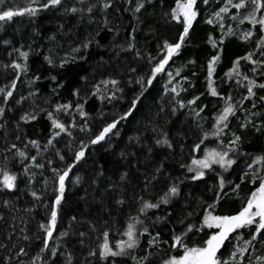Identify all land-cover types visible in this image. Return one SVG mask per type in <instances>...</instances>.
I'll return each mask as SVG.
<instances>
[{
  "label": "trees",
  "instance_id": "obj_1",
  "mask_svg": "<svg viewBox=\"0 0 264 264\" xmlns=\"http://www.w3.org/2000/svg\"><path fill=\"white\" fill-rule=\"evenodd\" d=\"M44 2L46 0H36L31 5L39 9L34 16L25 14L15 16L11 21H0V87L10 85L19 76L7 103L0 96V106L5 108L0 117V125H3L0 127V166H6L18 177L17 187L13 190L4 189L0 183V216L3 217L0 219V245L7 246L0 247V264H5L9 256L12 264H30L37 254L43 256L45 264H69V252L72 253L71 264H136L132 256L101 259L90 257L88 252L90 249L98 251L103 231L109 232L110 246L116 250L117 241L127 239L123 232L130 222L129 216L136 215L138 205L133 196L144 195L145 199L155 202L172 183L178 184L180 194L173 197L170 204L148 210L146 217L140 216L152 236L159 232V249L162 251L149 248L151 237L146 233L140 238L139 247L132 250V255L139 259L152 251L156 253L152 257L154 264H160L161 257L167 258L169 254L182 255V249L170 248L171 237L181 233L188 223L202 222V201L212 203L214 186L219 180L216 173L241 185L239 196L229 188L225 189L229 195L216 211V214H231L240 207L241 198H246L255 187L248 180L241 182L239 179L246 169L244 161L264 154V102L258 98L255 108L252 101H244L242 110L230 117V130L225 129L221 137L212 135L216 131L215 117L224 101L211 96L208 89L207 62L217 51L209 43V37L219 42L221 31L218 24L209 25L206 20L218 10L223 0L209 5L197 0L198 16L189 36L180 52L174 54L159 73H154L153 69L163 55V43L178 42L183 30L182 23L169 15L176 0H139L144 4L139 12L134 11L138 0H131L130 4L128 0H111V6L106 10L100 6L105 0H85L84 5L79 0H63L61 6L40 8ZM30 3L31 0H5L0 10L8 7L15 10L17 6L25 7ZM90 3L97 4L93 13L65 11L73 6L86 8ZM224 23L225 31L229 25L237 28L236 22L227 17ZM250 27L245 21L238 26V35ZM238 35L224 38L221 61L213 76L214 86L221 96L230 94L234 102L247 93L243 87L236 86L235 78L229 80L225 73L236 58L255 50L258 36L264 33H258L247 42ZM88 41L91 43L82 47ZM17 49L29 51L26 71L7 67L14 61L24 63ZM74 49L80 51L74 52ZM46 57L53 63L49 64ZM64 60L68 62L60 67ZM241 63L245 64L244 61ZM36 76L40 79L36 80ZM113 79L119 82L118 88L122 91H117L110 83H101ZM258 81L264 82V78L258 77ZM173 88L175 92L171 91ZM255 91L257 97L264 96V90ZM196 97L199 99L190 104L189 101ZM78 103L83 105L87 117L80 116ZM60 104L72 105L69 111L73 113L76 127L69 128L71 136L61 133L49 145L47 141L51 138L52 128L47 111H52L62 122H73L66 113L55 111ZM29 112H34L37 119L25 122L21 117ZM252 112L260 115L252 117ZM121 116L125 119L119 120ZM246 116L254 120L255 128L251 125L240 127ZM113 120H119L113 130L115 134H108L98 144H90L89 141ZM205 132L209 134L208 138L199 150L195 149ZM232 132L241 136L238 152L250 155L240 156L228 172L214 165L215 172L205 170L203 178L191 179L195 173L185 166L191 165L193 158L201 159L205 150L218 149L221 140L227 144ZM162 133H167L171 148L155 143L156 139L164 138ZM31 140H36L39 148L30 145ZM12 144L22 150L27 145L28 156H37V163H43L45 167L37 168L30 159L22 160L18 155L13 158L17 149L6 152ZM84 145H87L85 157L65 181L57 227L52 239L47 240L48 249L58 248L57 255L52 257L48 249L40 252L47 237L39 227L41 223H48L49 208L58 194L54 191L58 184H53L51 169H62L66 163H72L74 153ZM60 155L65 157L64 161L59 159ZM24 166L29 168L27 173L23 171ZM161 166V171L156 173ZM154 174L158 179H153ZM149 180L150 193H145L142 189ZM32 191H36L41 199L33 197ZM119 199L126 203L118 205ZM4 201H9L10 206ZM190 212L193 213L191 217L187 215ZM163 217L167 219H161ZM65 231L69 234L62 236ZM81 232L85 235L80 236ZM10 234L11 239L8 238ZM25 235L28 240L23 239ZM207 235V230L202 233L194 230L188 233L186 243L190 247L198 246ZM20 247L27 255L17 260L15 253ZM257 249V255L264 252L260 245ZM230 251L231 245L227 241L222 249L225 258Z\"/></svg>",
  "mask_w": 264,
  "mask_h": 264
},
{
  "label": "snow or ice",
  "instance_id": "obj_2",
  "mask_svg": "<svg viewBox=\"0 0 264 264\" xmlns=\"http://www.w3.org/2000/svg\"><path fill=\"white\" fill-rule=\"evenodd\" d=\"M203 5H209L210 2L216 3L219 0H201ZM36 3V0H31V3L25 7L17 6L14 10L12 7L0 10V21H11L15 16H23L25 14L36 15L39 10L36 7L31 6ZM63 0H46V2L40 4V8L48 9L49 7L61 6ZM81 5H84L85 0H79ZM128 3H131V0H128ZM5 0H0V5H4ZM197 0H176L175 7L172 8L169 15L171 18L177 22L182 23L183 30L179 36L178 42L169 43L165 41L162 45L163 55L160 57L156 63L153 72L159 73L164 70L165 65L168 64L169 60L172 59L174 54H178L181 50L182 45L185 43V38L189 36V30L192 28L193 22L198 16L197 10ZM103 9H108L111 6V0H105L100 5ZM144 7V4L137 2L134 11L139 12ZM97 8V4L90 3L85 7H70L65 8V11H70L71 13H93L94 9ZM235 10V11H233ZM236 22L237 28H233L229 25L225 31V18ZM83 18V17H81ZM247 21L251 27L239 33L238 35V26L242 25ZM206 23L209 25L218 24L221 31L220 41L217 42L211 36L209 37V43H211L213 49H217L215 54L211 55L210 59L207 62V76L206 80L208 82V89L210 95L213 97H219L224 101V106L220 112L215 117L216 122V131L212 133L213 136L221 137L224 134L225 129H229L230 117H235L237 111L242 110V105L244 101H252V107H256L255 99L258 98L261 102H264V96L257 97V92L255 90H264V82H259L258 77L264 78V35H259L256 40V48L254 51H249L246 55L236 58L232 66L225 73V77L229 80L235 78L236 86L243 87L246 90L247 95H241L240 99L234 102V97L232 95L221 96V93L217 90V87L214 86L213 76L216 72L217 65L221 61V53L223 52V43L224 38L228 36H237L238 38L247 42L251 41L253 37L257 36L258 33H264V0H223L222 5L218 10L212 12L211 17L206 20ZM5 43H8L5 41ZM91 41L83 44L82 47H87ZM19 56L23 58L24 63L14 61L11 67L14 70L26 71L27 70V59L29 57V51H21ZM74 52H79L80 49H74ZM259 58H256V57ZM49 64L53 63L51 58L46 57ZM242 61L245 62L242 65ZM67 60L61 62L60 67H63ZM179 73H177L178 75ZM171 76V73H169ZM19 79V76L16 77ZM16 79L11 81L10 85L5 87H0V96H3L5 103L7 99L13 96V91L16 88ZM36 80H39L40 77L36 76ZM52 79H55L53 77ZM221 82H224V79L221 78ZM102 84L110 83L117 88V91H122L118 88L119 82L115 79L111 81H102ZM151 83V80L148 81ZM97 91H99V86ZM171 91L175 92L176 89L173 88ZM78 94V93H77ZM115 97V93H112ZM199 97L194 98V100L189 101L190 104L195 103V100ZM135 103V102H133ZM181 107L184 105L181 103ZM72 107L70 104H60L56 106V112H63L73 120L71 124L62 122L58 117L54 116L52 111H47L41 109V111H47V117L51 122L52 135L51 138L47 141L49 145L53 143V140L60 136L61 133H67L71 136L69 131L70 127H76L74 123V116L69 109ZM77 111L80 116L87 117V113L83 110L82 104H77ZM203 111V109H201ZM246 111V110H245ZM5 108L0 106V117L4 115ZM127 115V114H126ZM260 113L252 112L251 116L256 117ZM25 122L30 120L37 119V116L34 112L26 113L21 117ZM125 119V116H121L119 120ZM119 120H113L112 123L107 124L98 134L95 135L93 139L89 141L90 144L95 145L104 141L108 134L113 133V130L117 128ZM264 123V121H262ZM249 125L256 127L253 119H249L247 116L245 120L241 122V128H247ZM3 127V125H0ZM230 130V129H229ZM259 130V129H257ZM163 139H156L155 143L157 145H166L171 148L172 144L169 139H167V133H162ZM208 133L203 134V138L200 140V143L195 145V149L199 150L200 145L208 138ZM19 139V137H17ZM241 136L237 135L235 132H232L231 138L228 140V143L225 144L223 140L220 141L219 148L207 149L204 152L203 158L196 159L193 158L191 165H187L189 172H194L195 175L191 177L193 180H198L203 178L206 175L205 170H210L215 172L213 168L214 165H218L224 172H228L232 169L233 165L237 164L240 156H249L247 153H240L238 149L240 147ZM29 144L39 148V144L36 140L29 141ZM83 144V141H81ZM87 145H84L80 148L79 151H76L73 156L72 163H66L65 167L51 169L53 173V184H58V188H54L58 194L55 196L54 205L49 208L50 218L47 224L41 223L39 227L43 229L46 233L47 239L45 240L40 252L43 253L48 249L47 240H51L53 237V232L57 227V222L60 214L61 202L64 199L65 192V181L69 176V173L72 172L73 168L85 157V148ZM25 149H18L16 144H12L10 148L6 149V152H11L12 149H17L13 154L14 156L18 155L22 160L30 159L32 165L37 168L43 169L45 165L43 163H37V156H28ZM59 159L61 161L65 160L63 155H60ZM9 160V157L5 156V161ZM246 164V169L243 170L242 176L239 177L241 182L248 180L255 187L248 194L246 198H241V204L238 210L231 214H216L217 208L221 201L229 195L225 190L229 188L232 193L239 196V191L241 185L239 183H234L230 179H226L225 176L221 173H216L219 177L218 184L214 186L213 196L211 197L212 203L207 201H202L204 206V211L202 214V222L199 224L188 223L185 225V229L179 233L174 234L171 237L172 243L170 245L171 249H182V255H167V258L161 257L160 264H264V252L257 255V245H260L261 249H264V154H259L252 156L250 160L244 161ZM49 165L52 164V161L47 162ZM184 166V165H182ZM162 169H156V173H159ZM23 171L27 173L29 171L28 166H24ZM0 177H2V186L4 189L13 190L17 187V174L11 172L6 166H0ZM77 182L79 177L76 178ZM153 179H158L156 174L153 175ZM151 189V180L146 181L142 189L145 193H150ZM32 196L37 200H40L41 197L37 194L36 191H32ZM180 194V188L178 184L172 183L166 192H163L162 195H159L155 202L151 199H145L144 195H140L138 198L133 196V200L137 203L138 207L136 208V215H130V222L127 224L126 230L123 232V235L127 239H121L117 241L115 249L113 246H110L109 243V232L103 231L102 237L103 241L100 243L97 250H89L88 255L90 257H99L101 259H108L109 257H124L132 256V259L136 260V264H154L152 257L156 254L152 251H147L145 255L137 259L132 255V250H135L140 245V238L144 234H148L151 238L149 239V248L159 249V232L155 236L149 232L148 227L145 225L144 220L140 219V216L143 214L147 216L148 210L159 209L161 205H168L171 203L173 197H176ZM126 203L124 199H119L117 201L118 205L123 206ZM6 206H10L9 201H4ZM189 217L193 213L187 214ZM0 219H3L0 216ZM73 220L76 218L73 217ZM161 219H167L163 217ZM183 223V220L180 221ZM106 223V222H105ZM137 225L141 227L138 228ZM204 232L208 231V235L198 246L190 247L186 240L188 239V233L193 231ZM23 231V230H22ZM245 233H247V238H245ZM69 233L65 231L62 233V236H67ZM80 236H84L85 233H79ZM12 238L11 234L8 237ZM23 239L28 240L29 237L25 235ZM225 241L231 245V251L229 252L227 258L224 257L223 252L221 251L225 248ZM0 247H7L5 245H0ZM49 254L52 257L57 255L58 248L48 249ZM16 258L19 260V257L22 255H27L25 249L20 247L16 253ZM67 259L69 264H71L72 253H67ZM5 264H12V257L9 256L5 261ZM30 264H45L44 258L41 254H37L30 262Z\"/></svg>",
  "mask_w": 264,
  "mask_h": 264
},
{
  "label": "water",
  "instance_id": "obj_3",
  "mask_svg": "<svg viewBox=\"0 0 264 264\" xmlns=\"http://www.w3.org/2000/svg\"><path fill=\"white\" fill-rule=\"evenodd\" d=\"M227 241H225V244H226ZM222 251V250H221Z\"/></svg>",
  "mask_w": 264,
  "mask_h": 264
},
{
  "label": "rangeland",
  "instance_id": "obj_4",
  "mask_svg": "<svg viewBox=\"0 0 264 264\" xmlns=\"http://www.w3.org/2000/svg\"><path fill=\"white\" fill-rule=\"evenodd\" d=\"M201 158H203V157H201Z\"/></svg>",
  "mask_w": 264,
  "mask_h": 264
}]
</instances>
